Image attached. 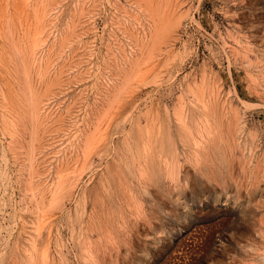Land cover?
Wrapping results in <instances>:
<instances>
[{
  "label": "rangeland",
  "instance_id": "obj_1",
  "mask_svg": "<svg viewBox=\"0 0 264 264\" xmlns=\"http://www.w3.org/2000/svg\"><path fill=\"white\" fill-rule=\"evenodd\" d=\"M0 264H264V0H0Z\"/></svg>",
  "mask_w": 264,
  "mask_h": 264
},
{
  "label": "bare ground",
  "instance_id": "obj_2",
  "mask_svg": "<svg viewBox=\"0 0 264 264\" xmlns=\"http://www.w3.org/2000/svg\"><path fill=\"white\" fill-rule=\"evenodd\" d=\"M160 162V161H159ZM164 163H165V161H164ZM167 165V164H166ZM166 168V167H165ZM167 170V169H166ZM168 170H170V169H168ZM172 172V171H171ZM167 173H168V171H167ZM177 173V172H176ZM169 175V174H168ZM171 175H173V174H171ZM142 177V176H141ZM165 182V181H164ZM92 261V260H91Z\"/></svg>",
  "mask_w": 264,
  "mask_h": 264
}]
</instances>
